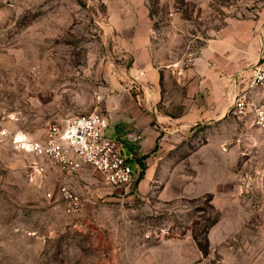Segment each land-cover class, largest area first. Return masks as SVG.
I'll return each mask as SVG.
<instances>
[{"label": "rangeland", "instance_id": "rangeland-1", "mask_svg": "<svg viewBox=\"0 0 264 264\" xmlns=\"http://www.w3.org/2000/svg\"><path fill=\"white\" fill-rule=\"evenodd\" d=\"M142 31L161 63L187 68L216 39L248 73L264 57V0H0V264H264V131L232 105L214 122L174 125L130 159L126 186L66 178L84 198L74 214L58 168L14 143L96 110L108 136L119 128L138 143L126 122L148 114L133 70ZM217 215L203 253L193 232Z\"/></svg>", "mask_w": 264, "mask_h": 264}, {"label": "crops", "instance_id": "crops-1", "mask_svg": "<svg viewBox=\"0 0 264 264\" xmlns=\"http://www.w3.org/2000/svg\"><path fill=\"white\" fill-rule=\"evenodd\" d=\"M145 34L142 31V36H137L132 43L135 51L133 70L137 77L146 82L149 108L148 114H139L141 119L138 121L129 118L126 122L127 129L133 128L136 136L139 134L141 138L137 143L131 133L126 136L131 160H136L161 144V139L168 138L173 128L176 129L174 125H179L180 129L187 127V124L214 122L226 116L236 94V57L228 42L209 40L186 68L179 63H161L154 57L151 37ZM171 78L181 89L176 102L163 97V94L168 93L167 81ZM117 130L119 135L124 134L119 128ZM90 173L96 172L85 166L73 176L85 177ZM68 177L64 179L66 184ZM69 186L73 188L71 184Z\"/></svg>", "mask_w": 264, "mask_h": 264}, {"label": "built area", "instance_id": "built-area-1", "mask_svg": "<svg viewBox=\"0 0 264 264\" xmlns=\"http://www.w3.org/2000/svg\"><path fill=\"white\" fill-rule=\"evenodd\" d=\"M248 73L241 72L236 80L232 109L239 117L252 115L254 123L264 131V57L252 64ZM110 122L102 111L78 114L66 125L49 124L43 136H20L17 147L45 158L58 168L63 178L77 175L85 166L100 174L105 183L126 186L132 181L128 137L113 138L106 134ZM58 196L67 214L81 210L84 198L62 181Z\"/></svg>", "mask_w": 264, "mask_h": 264}, {"label": "trees", "instance_id": "trees-1", "mask_svg": "<svg viewBox=\"0 0 264 264\" xmlns=\"http://www.w3.org/2000/svg\"><path fill=\"white\" fill-rule=\"evenodd\" d=\"M220 217L219 215H217L209 224V226L202 230V233L199 232H193V237L195 239V241L197 242L200 250L203 253H207L209 250V244L207 243L208 239L206 236V233L208 232V228L212 227L213 225H215L218 221H219ZM205 242V243H204Z\"/></svg>", "mask_w": 264, "mask_h": 264}]
</instances>
